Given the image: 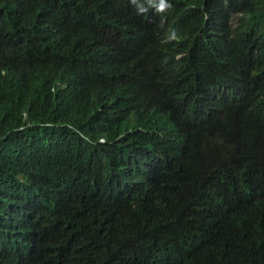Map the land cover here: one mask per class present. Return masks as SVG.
I'll return each mask as SVG.
<instances>
[{"label": "trees", "instance_id": "trees-1", "mask_svg": "<svg viewBox=\"0 0 264 264\" xmlns=\"http://www.w3.org/2000/svg\"><path fill=\"white\" fill-rule=\"evenodd\" d=\"M147 1L0 0V264H264V0Z\"/></svg>", "mask_w": 264, "mask_h": 264}, {"label": "clouds", "instance_id": "clouds-1", "mask_svg": "<svg viewBox=\"0 0 264 264\" xmlns=\"http://www.w3.org/2000/svg\"><path fill=\"white\" fill-rule=\"evenodd\" d=\"M126 1L128 2L129 0H126ZM154 1H157V2L160 3V10H161V11H163L164 8H166V9H168V10H169V9H170V10L172 9L171 3H168V2L165 1V0H149V1H147V2H154ZM250 1H251V2H254L255 0H250ZM228 4H231V2L228 1ZM232 7L234 8V9H233V14H234V15H233V18H232L230 24H231V26H235V25L238 23L239 18L242 16L243 12H242V8H241V7H235L234 5H232ZM172 10H173V9H172ZM150 17H151V16H150ZM237 60H238V62H239V64H240V69H239V71H240V73L242 74V71H243V70L249 65L250 60H249L246 56H245L244 58H242L241 60H239V59L237 58ZM259 67H260V62L256 64V66H255L253 72H252L251 74H249V75H251V76L256 75V74L258 73V69H259ZM238 85H243V86L249 88L251 91L254 90V89L251 88L246 82H241V83H239V84H236V88H237ZM235 90H236V89H235ZM253 95H254V97L256 98V100H257L258 103H259L260 101H259V99H258L257 93H255V94H253Z\"/></svg>", "mask_w": 264, "mask_h": 264}]
</instances>
